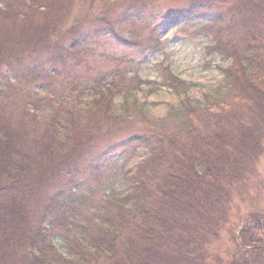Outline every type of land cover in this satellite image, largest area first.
Segmentation results:
<instances>
[{"label": "trees", "instance_id": "trees-1", "mask_svg": "<svg viewBox=\"0 0 264 264\" xmlns=\"http://www.w3.org/2000/svg\"><path fill=\"white\" fill-rule=\"evenodd\" d=\"M117 1L120 4L107 5L103 16L89 11L72 20L75 0H0V101L10 98H5L9 92L4 87L14 89L20 81L47 87L51 98L46 103L37 98V104L21 108L28 123L37 119L34 115L45 116L44 121L40 118L44 142L32 138L36 130L20 131L0 105V189L21 193L27 183L23 196L9 202L10 213L0 205V231L9 229L0 235V264H161L154 252L181 242L182 231L188 234L184 224L189 223L183 224V218L194 211L195 200L211 198L212 214L216 209L224 213L199 223L217 232L231 211L226 207L234 190L246 188L241 185L264 153V26L242 16L257 8V17H264V0H235L250 4L251 9L242 6L243 11L232 9L229 0H189L184 22H198V28L214 36L215 50L234 58L229 79L236 85L237 72L243 73L246 98L257 99L260 111L242 121L236 97L230 102L232 92L223 99L205 93L195 109L186 105L181 124L179 117L168 126L141 122L130 115L127 101L118 109L115 99L124 91L120 69L109 79L95 78L92 86L68 77L80 73L75 68L87 73L96 57H105L109 45H129L120 30L143 16L149 0L141 6L124 4L139 0ZM110 7L121 11L109 18ZM238 34L248 38L245 49L235 40ZM236 65L243 67L234 69ZM86 86L88 97L83 98L76 92ZM111 133L121 138L100 147ZM134 146L146 147L149 155L129 176L127 192L106 194L103 203L87 213L84 206L100 183L102 166L117 151ZM29 186L40 192L35 209L27 200ZM262 217L255 216L235 238L246 258L257 254L264 261ZM55 234L63 239L64 252L54 245Z\"/></svg>", "mask_w": 264, "mask_h": 264}, {"label": "rangeland", "instance_id": "rangeland-1", "mask_svg": "<svg viewBox=\"0 0 264 264\" xmlns=\"http://www.w3.org/2000/svg\"><path fill=\"white\" fill-rule=\"evenodd\" d=\"M95 1L96 3L92 4V0H75L72 8V20L81 15L84 17L89 11H95L96 16H103L104 12L107 11V5L120 4L117 0ZM188 1L149 0V5L143 16L135 19V21H129L120 30L119 35L126 39L129 45L126 47H122L121 43L109 45L106 48L108 51L104 50L105 57H96L91 62L92 68L87 70V73L85 68H75L80 73L74 75L70 72L68 77L73 82L78 78L80 82H88L90 83L88 86H92L93 82L91 81H94L95 78L105 76L106 79H109L111 73L120 69L123 76L120 85L124 91L122 95L116 97L115 104L118 109H121L127 101L128 104L125 106L130 108V115L136 116L141 122L146 120L149 123L157 122L168 126L169 122L180 117L179 122L181 124L186 105L195 109L199 103L204 101L205 93H211L223 99L229 92H232V96L229 97L230 102L232 98L236 97L237 103L241 105L242 116H244L242 121L248 120L250 114L254 115L260 111V107L256 106L258 100L246 98V89L242 87V72H237L238 81L236 85H232L229 74L235 60L215 50V38L212 34L198 28L200 25L198 22L192 23L191 26H183L186 22L185 14ZM229 1V6L237 11H243V7L251 9L250 4L242 5L235 4V0ZM144 2V0H139L124 4L141 6L140 4ZM108 11L109 18H114L121 11V7H110ZM113 12H115L114 15ZM259 12L257 8L251 9L243 13L242 16L250 17L264 26V17L261 19L257 17ZM175 17L181 19L179 23L172 24L169 19ZM235 40L241 45L240 49H245L248 45V38L240 34L235 36ZM107 56L110 57L107 59ZM241 67L243 65H236L234 69ZM139 79L143 83L136 85L135 83ZM4 89L5 92H9L5 98L8 96L10 98L0 101V105L15 121L14 125L20 131L21 127L27 128L31 132L36 130L35 134L32 133V138L44 142L45 123L43 121L45 116L34 115L33 117H37V119L33 123H28L22 118V109L27 104H37L35 103L37 98H45V103L50 101L51 98L48 94L50 89L41 88L28 81H20L14 89H7L6 87ZM62 91L67 94L68 88H64ZM88 91L89 88L86 86L84 92L79 90L76 93L87 98ZM51 96L55 99L59 97L55 93ZM250 105L255 107L252 109ZM2 113L5 112L1 111ZM48 130L49 128L45 132ZM104 138L105 140L102 139L99 144L100 147H105L114 141L117 142L121 138V134L111 133ZM148 155L149 151L144 146H134L128 152L117 151L112 159L105 166H102L100 183L95 185L91 200L84 206L86 212L91 213L102 204L106 194L123 196L129 189V183H131L129 176L134 174L138 164ZM223 160L224 158H221V161ZM212 161L215 162L216 160ZM45 167L48 169L47 166ZM245 182L241 186L246 188L234 190L232 202L226 207L231 208V211H227L229 214L217 232L212 229L214 226L203 227L199 223L201 220L206 221V219L213 220L218 217L220 219L224 217H220L224 213L216 209V214H212L210 207L213 211L214 208L211 204L214 200L211 198L204 197L205 199L200 201L195 200V208L190 207L188 209L194 208V211L186 212L183 218V224L189 223L184 224L185 228L188 229V234L186 231H182L180 234L181 242L169 246L165 250L160 251L159 249L158 253L155 251L157 254L154 252V258H159L161 264H264L263 257L261 258L257 254H252V257L246 258L244 249L241 248L242 246L235 238L238 234V227L244 229L243 227L255 220V216L258 219H263L264 153L257 163L254 174H250ZM29 188L31 190L27 192V200L33 206L32 209H35L33 204L38 201L37 195L40 192H37L35 186H29ZM26 190L27 183L23 184L21 193L19 191L11 192L9 189H0V205L6 207L7 214L11 212L7 206L13 196L21 198ZM33 214L32 212V219ZM0 215H2L1 212ZM8 231L7 226L1 227L0 235ZM52 241L60 252H64L65 243L59 235L52 236Z\"/></svg>", "mask_w": 264, "mask_h": 264}]
</instances>
